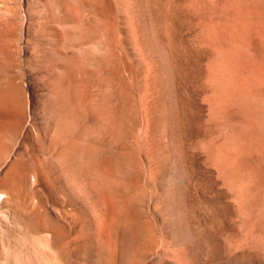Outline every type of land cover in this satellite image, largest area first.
<instances>
[{
	"label": "rangeland",
	"instance_id": "obj_1",
	"mask_svg": "<svg viewBox=\"0 0 264 264\" xmlns=\"http://www.w3.org/2000/svg\"><path fill=\"white\" fill-rule=\"evenodd\" d=\"M263 89L264 0H0V264H264Z\"/></svg>",
	"mask_w": 264,
	"mask_h": 264
},
{
	"label": "bare ground",
	"instance_id": "obj_2",
	"mask_svg": "<svg viewBox=\"0 0 264 264\" xmlns=\"http://www.w3.org/2000/svg\"><path fill=\"white\" fill-rule=\"evenodd\" d=\"M256 44L258 45V43L255 41V45ZM226 119L231 122L234 121L241 127L242 138L246 145L252 150L250 157L242 156L240 161L244 164L247 170L250 169V172H259L260 168H262L264 164V98H256L254 96L247 95L242 103L237 104L233 109H231ZM257 149L263 150V156H259L256 153ZM259 173L258 175H260ZM251 190L254 192L256 198L254 201L253 210L251 208L253 218L264 223L263 183L259 182L253 184Z\"/></svg>",
	"mask_w": 264,
	"mask_h": 264
}]
</instances>
